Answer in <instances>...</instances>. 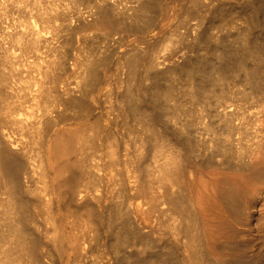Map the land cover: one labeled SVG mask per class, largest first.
I'll return each mask as SVG.
<instances>
[{
    "label": "bare ground",
    "instance_id": "obj_1",
    "mask_svg": "<svg viewBox=\"0 0 264 264\" xmlns=\"http://www.w3.org/2000/svg\"><path fill=\"white\" fill-rule=\"evenodd\" d=\"M76 1L0 0V264H226L204 246L190 173L176 160L178 151H165L150 167L146 156L141 158L143 145L149 143L156 155L157 137L176 133L187 153L206 166L236 171L250 164L243 143L235 147L230 138L241 126L234 124L232 112L243 105L239 102L232 111L210 107L225 134L213 137L212 131L213 144L203 141L202 154H195L193 132L205 111L198 114L193 106L182 111L186 117L176 132L166 125L180 107L174 100L175 74L186 83L179 92L198 102L207 101L211 91L216 105L225 91L214 87L239 72L243 84L253 88L228 89L231 96H264V0H84V9ZM90 27L106 46L112 42L111 50L105 44L103 50L89 46L83 55L81 47H73L77 33ZM214 27L225 34L233 29L238 47L228 44L230 33L216 34L218 43L198 55ZM163 37L178 44L166 54ZM122 41L129 48L112 59L113 45ZM159 41L162 52L155 46ZM110 61L114 77L108 73ZM107 97L109 109L102 105ZM170 99L174 103L167 108ZM119 120L140 123L144 131L135 132L139 147L136 143L127 158L131 173L124 170L126 153L114 146L115 136L111 143V124ZM260 140L253 146L264 143ZM114 196L120 201H112ZM129 198L134 200L124 207ZM247 204L249 210L254 201Z\"/></svg>",
    "mask_w": 264,
    "mask_h": 264
},
{
    "label": "rangeland",
    "instance_id": "obj_2",
    "mask_svg": "<svg viewBox=\"0 0 264 264\" xmlns=\"http://www.w3.org/2000/svg\"><path fill=\"white\" fill-rule=\"evenodd\" d=\"M78 1H79V3H78ZM78 1H76V3H77L76 6L79 7V8L81 7V9H84L85 6H86L85 5L86 2L84 0H78ZM63 2H64V5H65V3L67 4V2H68V5L74 3L73 0H72V2H71V0L70 1L69 0L68 1L67 0L66 1L63 0ZM263 17L264 16L262 15V19H264ZM93 30L96 31L95 32L96 35H99L98 37L94 34ZM232 30L233 29H231V28L226 30V34L227 35L230 33L229 36H228V37H230V38H228L229 41H228V39H226V40H227L228 44L234 45V47H238L237 43H235V42L233 43V41L231 39L232 35L235 32L233 30V33H232ZM262 30L263 31H261V36H262L261 38L264 40V36H263L264 35V29H262ZM82 31H84V32H82ZM97 31L98 30L97 29L95 30V28H93V27H90L88 29L87 28H83V30L81 29L79 34L77 33L78 36H77L76 40H77L78 43L76 42V40H74V42H73L74 44L73 45H75V46H73V47L75 49H77L76 47L79 46V49L81 47V51L84 50L85 52L86 51L88 52V50H90L89 48L97 50L98 47H99V50H103L104 49L103 47H104V44H105V48L106 47H110L109 49L111 50L112 49V47H111L112 46V42H108V45H110V44L111 45L110 46H106L105 42H107V41L105 39H103L101 37V35L98 34L99 31L98 32ZM209 31L212 32L211 33V37H208V40L206 41V46L205 47H203L202 49H198L196 51V53L198 55H206L205 53L207 51L206 49L209 48L208 46L209 45H213L215 43H218V40L215 39L217 37L216 34L226 35L224 30L221 31L220 28H218V27H214L212 29L210 28ZM220 32H222L223 34L220 33ZM85 34H87L88 36H89V34H91V36L88 37L86 35L85 38L87 37L88 39L86 38L85 40H83V36ZM100 37L102 38V40H101ZM130 38H134V37L132 36ZM150 39L151 38H149V42L152 40V39L151 40ZM163 39H162V42L164 41L167 44H169V46L166 45L167 48L163 49L164 48V46H163L164 42L162 43L161 41L156 42L155 46L158 47V48L161 47L164 50V52H162L163 50L161 48L160 49L156 48V49L159 50V51L161 50L160 52H162V54H164V53L166 54V53L169 52V50H172L173 48H175V46L177 44L176 43L177 41L174 40L175 39L174 37H173V40L171 38L172 42L168 38L166 39V38L163 37ZM165 39H166V41H165ZM92 40H94V42ZM168 40H170L171 43H169ZM83 41H84V44H83ZM103 41H104V43H103ZM174 41H176L175 44H174ZM81 42H82V44H80ZM87 43H89V44H87ZM94 44H96L95 48H94ZM127 44H128L127 42H123V41L119 45L117 43L114 44L113 45L114 50L112 51L113 52L112 59L117 58L118 56H120L121 53H123L122 51L123 50L125 51L127 49V47H128ZM172 44H173V46L174 45L175 46L173 47ZM170 45L172 47H170ZM82 46L83 47L85 46L86 48L85 47L82 48ZM168 47H169V50H168ZM100 48H103V49H100ZM124 48H126V49H124ZM204 48H205V50H204ZM166 50H167V52H165ZM84 51H82V53ZM119 51H120V54H119ZM71 52H72V50H71ZM83 55H84V53H83ZM175 56L177 57L178 60L181 59L180 57H178V55H175ZM112 59H111V61H112ZM111 61H110V64H111L110 65V70H108V73L110 74V76L112 74V76L114 77L115 68H114V64L112 65ZM239 73H235L236 75H239V77L236 76V75L234 76V75L229 74L228 76L230 77V75H231V78H229L227 76V79H224V80H222L220 82L221 84L219 82L217 83L218 85L215 84L217 86L214 85L215 86L214 88L215 89H223L225 91V93L227 92L228 89L229 90H235V89L237 90L239 88L243 89L245 87L244 89L247 90L251 85H249L248 82H245L243 84V82L245 81L244 80V76H243L242 72H239ZM122 76H125V73H123ZM236 77H238V79ZM173 78H174L173 79L174 82L172 84H174L173 86H174L175 90L177 91V92L174 91L175 92L174 93V100L177 101V104L180 107L175 112L176 117L174 118L175 121H173V123L176 122V124L174 123V126H173L172 121L171 122L169 121L171 124L169 123V124L166 125L171 130V132L174 129H175L174 132H176L178 130V126L181 125V122L184 121L183 118L185 119V117H186L184 115L185 109L191 108L193 106L192 108L195 109V112H197V113L199 112L198 114H202V112L205 111L203 116L201 117L199 125L196 127L197 128L196 132L195 131L193 132L194 133L193 134V138H195V140H196V138H198L196 140L198 143H196V145H195L196 146L195 154H202V152H201V151H203L202 147H204L202 145L203 141L209 140V139L211 140V137H212L213 133H214L213 137H214L215 134H216L215 136H221L223 133L225 134L224 131H221V130H224L222 128L223 124H222L221 120L219 118L217 119L216 117H214L210 113V110L212 109L213 110L212 112H215V110H217V108L220 107L219 110H222L223 108L224 109L226 108V110L232 111L233 109H235L234 106L236 107L237 104L238 105H239V103L243 104V105L237 106V108H236L237 111H235L236 109L232 111V112L236 113L235 114L236 116L234 115V117H233V122H235L234 124L237 126L238 123H239V125H241V126L238 125L239 126L238 127L239 132L236 129L237 131L236 130L233 131L231 133V135H230L231 137L230 136L229 137L232 138L231 141H232L233 146H235V147L236 146L240 147L242 145V143H243V145H242L243 148L242 149L244 150V157L245 156H249V157H245V159H247V161H249V158H250V161L248 162L250 164L246 165V167L242 168V170H236V171L231 170V169H224V170L218 169V168L215 167V165L206 166V165L202 164L201 161H199V160H201V158L199 156L196 155V156L193 157V156H191V155H189L187 153L186 148H184L182 143L179 142L178 139H176L177 136H179V135L176 136L175 135L176 133L175 134L172 133L173 135L172 134H165V135H163L164 136L163 138L162 137H157L159 139L161 138V140L157 139V142H159V144H158L159 145L158 146L159 150H158L157 153L154 152V153H156V155H153V152H152L153 148H152V146L149 145V143H148V145L147 144H145V146L143 145V148H145L143 150L146 153L143 150H141L142 147H140V149H139L140 151L139 152L141 154H143L142 152H144V154H145V155L144 154L142 155L141 160L146 156V158L143 159V161L145 162L146 165H149V167H150L152 164L155 163L156 160L157 161L158 160H162L161 159L162 156L165 157V155H166V154H164L165 151H166L167 154L168 153L172 154L174 151L176 152V150H177L178 152H176V156H177L176 160L180 159L179 162H181V165H184L183 169L186 170L188 168L187 169L188 171H186V174L190 173V175L187 174L188 175V179L191 182L190 191H189V192H191L190 193V197L192 198L194 206H196L195 208L198 211L199 218H201L200 222L202 224V228H203V231H204V234H205V236L203 234L204 246L206 244L205 248L207 249V252H209L208 250L211 251V253H209L210 256L214 254L215 256L214 255L211 256L213 259H215L217 261H222V262L225 261L226 264H227V259L230 260V261H228V264L229 263L230 264H264V143H262V141H264V101H263L264 100V98H263L264 96H261L262 95L261 92L260 93L257 92L256 94H255V92H253L252 93L253 97H251L252 95L250 94L251 96H248L247 98L245 97V100H244L243 99L244 97L241 98V96L240 97L237 96V99H238L237 100L236 97L231 96L227 92L226 94L224 93V95L221 98V100L217 101V104L215 105L216 100H214V98L212 96L214 93L211 94V91H210L209 92L210 95L207 98V101L205 100L206 102L205 101L198 102V101H194V100L191 99L193 101V103H192L190 98L188 99L187 96H185V95H183V93L179 92V90L181 89L180 87H182V86L184 88L186 87L185 79L183 78V76L179 75V74H177V76H176V74H175V76L173 75ZM179 80H181V82ZM146 81L148 82L149 80L147 79ZM228 81H234V83L233 84L232 83H228ZM164 82H163L164 86L166 84V87H168V84L166 82L165 83ZM178 83H181V84L178 85ZM222 83L224 85L223 88H222ZM246 83H247V85H245ZM236 84L237 85L239 84V86H237ZM220 86H221V88H220ZM235 86L237 88H235ZM122 87L121 88L119 87V89H123ZM251 87L247 91H250V90L252 91ZM184 88H182V89H184ZM258 93H259V97L261 96L260 99L258 98ZM176 95H178V96H176ZM254 96H256L257 99H254V98H256ZM230 98L231 99L233 98V99L230 100ZM239 98H241L242 100L240 99V101H239ZM248 98L249 99L251 98V99H253L255 101L250 100L249 104H248V100H249ZM182 99H184V101ZM187 99H188V101H187ZM209 99H210V102H209ZM174 100L170 99L168 101L169 103L166 102L164 105H166V107L168 108V106L169 107L172 106V104L174 103ZM189 101H191V102H189ZM245 101L247 102V104H246ZM256 101L258 103H256ZM111 102H112V99L107 97L106 101H105V99H104V101H102V105L105 106L107 109H109L108 106L111 105ZM195 102H197V103H195ZM207 102L209 104L211 103L210 104L211 106L209 104H208V106H206ZM236 102H239V103H236ZM182 104H184V105L181 106ZM185 104H187V105L185 106ZM190 104H191V106H189ZM196 104H198V108L199 109L196 108L197 107ZM201 104H204L206 107L204 105H201ZM194 105H196V106L194 107ZM213 106L215 108L217 106V108L213 109L214 108ZM240 106H242L245 111ZM181 107L183 108V110H182ZM202 107L203 108L205 107V108L203 109ZM210 107H212V108L210 109ZM206 108H207V110H206ZM229 108H231V110ZM239 109L243 110L245 114H243V111H241ZM200 110L201 111L203 110V111L201 112ZM238 110L242 112L241 115H240ZM182 111H184V112H182ZM180 112H181V114L183 116L180 114ZM247 113L250 114L249 116H251V118L248 116ZM237 114H239V115L237 116ZM246 114H247V116H246ZM210 115H211V117H210ZM164 117L166 118V116H164ZM212 117H213V119H211ZM243 117H245V118H243ZM234 118H235V120H234ZM217 120H219V122ZM210 121H212V123H210ZM122 122L123 121H120V120L116 121L117 125L115 124V126H114V124H111V127H112L111 130H112V132L114 134L111 137V143L112 144L114 143L112 141L114 136H115L116 139L119 138L117 141H116L115 138L113 139V140H115L114 146L117 147V145H118V148L120 147L119 148L120 151L122 153H124V154L126 153V160H124V170L126 169L125 172L129 171L131 173V171H132L131 168H134V166H133L132 162L128 161L127 158H128V156L133 154L132 150L136 146V143L138 142V139H137L138 135H135L136 134L135 132H141L143 130L141 128L142 126H140V123L138 125L136 124L137 127L135 126V121L134 122L133 121L129 122L130 124L129 123H124V122L122 123ZM164 122L167 123V121H165V119H164ZM243 122L244 123L246 122L245 123L246 125ZM206 123H207V126L205 127ZM216 123H218V124L220 123V124L217 125ZM127 124H128V126H127ZM213 124H214V126H213ZM215 125H217V126H215ZM129 126L132 127L133 129L132 128L129 129ZM208 126H209V128L207 129ZM210 126L212 128H210ZM243 126H244V128L246 130L243 129ZM140 128H141V130H140ZM240 128H241V130H240ZM125 129H127V130H125ZM210 129H213V130H210ZM129 130H131V131H129ZM251 130L253 132V136L255 135L254 137L252 136ZM254 130H255V132H254ZM127 131H128V133H127ZM212 131H213V133H212ZM217 131H218V133H217ZM247 131L249 132V134L247 133ZM257 131H258L259 134L257 133ZM195 133H196V135H195ZM250 134H251V136H250ZM260 134H261V136H260ZM258 136H259V139L258 138L256 139V137H258ZM135 137H137V138L135 139ZM167 138H169V140ZM244 138H246L249 142H251L252 140L254 142L252 141L251 142L252 145H250V143H248L246 140L244 141ZM250 138L252 140H250ZM136 140H137V142H136ZM167 140L169 142L168 143L169 145L166 143ZM174 140H175V143H174ZM255 140H257L258 142L260 140V143H262V144L259 145L260 147L259 146H255V145L253 146L254 143L256 145L258 143ZM160 141H162L163 144H162V142L160 143ZM177 142H178V144H177ZM233 142H235V143H233ZM171 144H172V146L170 148ZM209 144L212 145L213 141L211 140V142H209ZM235 144H237V145H235ZM137 145L138 146H136V147H139V143H137ZM160 145H161V148H160ZM177 145H178V147H177ZM247 146H249V147H247ZM167 147H168V149L170 148L169 149L170 151H171V149H173V150L171 152H169V150H166ZM174 148H176V149H174ZM178 148L180 149V151H179ZM197 148H199V150ZM210 149H211V146H210ZM247 149L248 150L250 149L249 152H248ZM208 150H209V148H208ZM147 151H149V152L147 153ZM245 151H246V153H245ZM97 152L99 153V151H97ZM175 152L173 153V155H175ZM205 152L207 153V151H205ZM141 154H140V157H141ZM194 158H195V160H194ZM115 198H116V200L118 199V201H120V198L116 197V196L112 197V201L117 202V201H115ZM129 200L133 201L134 199L131 200V198H129L128 200L124 201L122 205L124 207L126 206V204L128 205L129 202L128 203H126V202L129 201ZM251 200L254 201V206L251 207L249 210L252 211L253 216L249 215V213H248L249 210L247 209V205H248L247 203H249V201H251ZM234 201H236V202H234ZM248 216L250 217V219H249ZM165 234L168 235V233H165ZM219 258L221 260H219Z\"/></svg>",
    "mask_w": 264,
    "mask_h": 264
}]
</instances>
